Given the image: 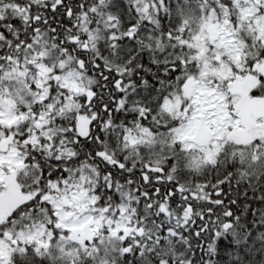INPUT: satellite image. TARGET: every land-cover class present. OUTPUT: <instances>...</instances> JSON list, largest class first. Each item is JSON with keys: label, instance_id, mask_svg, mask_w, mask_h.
I'll return each mask as SVG.
<instances>
[{"label": "snow or ice", "instance_id": "snow-or-ice-1", "mask_svg": "<svg viewBox=\"0 0 264 264\" xmlns=\"http://www.w3.org/2000/svg\"><path fill=\"white\" fill-rule=\"evenodd\" d=\"M0 264H264V0H0Z\"/></svg>", "mask_w": 264, "mask_h": 264}]
</instances>
